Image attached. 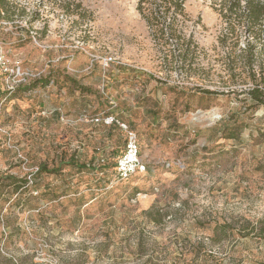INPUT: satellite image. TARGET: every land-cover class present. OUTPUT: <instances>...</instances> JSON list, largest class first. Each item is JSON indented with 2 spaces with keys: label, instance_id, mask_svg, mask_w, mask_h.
Segmentation results:
<instances>
[{
  "label": "rangeland",
  "instance_id": "374dc122",
  "mask_svg": "<svg viewBox=\"0 0 264 264\" xmlns=\"http://www.w3.org/2000/svg\"><path fill=\"white\" fill-rule=\"evenodd\" d=\"M13 2L0 264H264V105L244 100L254 81L210 1ZM121 123L148 166L129 179L114 168Z\"/></svg>",
  "mask_w": 264,
  "mask_h": 264
},
{
  "label": "trees",
  "instance_id": "16d2710c",
  "mask_svg": "<svg viewBox=\"0 0 264 264\" xmlns=\"http://www.w3.org/2000/svg\"><path fill=\"white\" fill-rule=\"evenodd\" d=\"M13 1L14 0H0V20L4 18H11L12 7L14 5ZM144 1L146 0H140V8H142V3ZM209 1L210 6L218 13L219 18L222 21V27L219 30L218 35V42L220 45L223 47L229 46L231 51H234L241 44L239 49L241 50V54L244 56V60H242L240 64L243 69L247 70L248 77L254 81L253 87L246 93L247 97H245L244 100L249 101L251 105H264V75L256 74V67L254 65L255 55L259 49L258 42L263 40L264 43V0ZM161 3L169 7H174L180 12H183L184 10V0H161ZM174 18L176 19L177 16ZM242 38L244 42L241 43ZM184 56H186V53H184ZM232 66L233 65H231L230 68H232ZM203 91L213 92L209 89H204ZM124 150L118 156L114 164L117 176V162ZM44 169L45 167L42 165L40 167V171ZM55 171H57L56 168L53 172ZM254 227L255 229L264 231V217L260 219Z\"/></svg>",
  "mask_w": 264,
  "mask_h": 264
},
{
  "label": "built area",
  "instance_id": "2783aa9c",
  "mask_svg": "<svg viewBox=\"0 0 264 264\" xmlns=\"http://www.w3.org/2000/svg\"><path fill=\"white\" fill-rule=\"evenodd\" d=\"M96 120H99V118ZM114 121L119 122L118 119L112 116L106 118L107 123ZM121 126L128 132V136L125 150L117 162V173L119 178L127 179L136 172H145L147 164L141 156V146L136 134L129 130L126 124L121 123Z\"/></svg>",
  "mask_w": 264,
  "mask_h": 264
}]
</instances>
